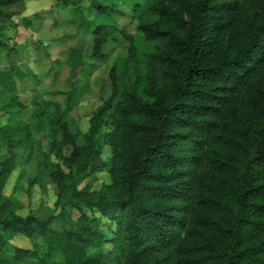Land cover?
<instances>
[{
	"label": "trees",
	"instance_id": "trees-1",
	"mask_svg": "<svg viewBox=\"0 0 264 264\" xmlns=\"http://www.w3.org/2000/svg\"><path fill=\"white\" fill-rule=\"evenodd\" d=\"M26 1L0 0V60L8 63H0L8 99L0 102V264H264V0H134L131 14L117 7L126 0H55L49 15L73 8L76 31L60 39L70 44L71 75L63 84L55 70L65 107L33 101L51 109L52 138L25 187L31 197L48 176L54 208L24 215L12 196L25 171L5 190L18 159L12 109L28 107L20 85L44 86L36 70L44 62L31 58L23 69L9 34L21 12L14 7ZM136 20L149 50L129 31ZM81 32L93 36L88 55L73 45ZM114 32L127 53L109 65V90L86 130L73 132L66 115L76 72L87 58H107ZM103 171L109 181L92 190ZM61 218L70 226L56 227ZM18 234L33 248L11 247Z\"/></svg>",
	"mask_w": 264,
	"mask_h": 264
},
{
	"label": "rangeland",
	"instance_id": "rangeland-1",
	"mask_svg": "<svg viewBox=\"0 0 264 264\" xmlns=\"http://www.w3.org/2000/svg\"><path fill=\"white\" fill-rule=\"evenodd\" d=\"M107 1L108 3L111 2L110 0H104V2ZM42 2L43 4H47L48 0H43ZM133 2L134 0H126V2L120 3V5L117 7L123 10L125 13L131 14V6ZM54 4L55 0L50 6L53 7ZM14 8L21 11L19 15L15 17V20L18 21V27H13L9 30V34L12 37L11 43L18 44V49L17 52L14 53V56L17 57V60L22 65L23 69H25L24 66L25 63H27V60L31 58L43 61V65L40 64V61L35 62L34 65H41L39 67H35L37 71L39 70L44 86L35 88L33 87L34 82L26 79L23 80L24 85L23 83L20 85L19 93L21 99L26 104H28V107L22 111H19V109L15 107L12 109L15 112L13 117L14 124L17 126V130L14 131L13 134L14 138L18 140L17 145L14 147V151L18 155V159L16 170L11 175L5 192L6 194L12 193V190L18 180L20 171L24 170V178L20 180L19 183H17L18 187L15 193H13L12 198L16 200L20 206L24 207L19 210V212L24 215H26L29 211H33L37 214H46L49 213L52 208H54L55 191L54 184L51 179L48 176H45L43 180L40 181V184L35 185L31 197H28L25 191V187L28 185L27 183L29 182V178L38 174V160L39 158L43 157V153L45 151L50 150V142L52 138L48 126V113L51 112V109L48 108L46 104L37 107L34 105L33 101L35 98H39L40 96L46 97L47 99L51 97L55 100L58 99L62 106H66L65 97L59 95L57 92V90L60 87L63 88V86L56 84L55 70L58 72L57 78H59L61 83L66 82L68 76L71 75L70 67L66 63L68 59L67 57L69 55L70 44L68 41H62L60 39L65 33H67L65 30V23L70 21L73 14V8L60 7L58 8L59 11L57 8H54L52 15H49L48 11H43V9L37 5L35 7L31 6V18L34 16V14L39 13L41 15L40 19L43 18L44 15L45 21L49 19L48 23H42L41 27H39L38 22H35L39 18L34 19L33 23L35 22V27L33 28H31V26L30 28L26 27L22 23V18L28 17L24 16V13L27 12L26 7L22 10V6L19 4ZM32 10L34 12H32ZM64 20L66 21L65 23ZM136 26L137 20L130 22L129 31L133 33L134 36H136L138 45L143 50H149V43L144 40L142 35L138 32ZM113 28H115V26H113L112 29ZM34 31L37 32L36 36L33 34ZM115 35L116 32L112 34L104 47V51L108 54L106 59L102 61H94L90 58H87L88 63L85 64L86 70L84 74L79 75L78 72H76V77L79 80V86L75 97V105L66 115L73 132L78 130H86L88 126V117L92 111L102 102L101 96L107 93V90H109V84H104L105 74L109 70V65L116 55L127 53L126 43L122 41V38H120L119 41H114L113 36ZM32 36H35V38ZM24 40L26 42L19 45V42H23ZM48 44H51L50 47H47ZM73 45L81 48L83 54L88 55L93 49V36L89 33L81 35L79 43L76 39ZM0 63H2L4 67L8 66L7 60L5 58H1ZM45 63L46 65L44 66ZM42 68L46 69L44 70V73L41 71ZM89 71L90 73L88 74ZM53 82L54 84H52ZM102 91L104 92L103 94ZM0 102L2 104L8 102L5 94H0ZM39 112L45 113L44 119L36 118V114ZM6 119L7 116L1 118L3 122H5ZM107 155H109V153L105 152V156ZM29 157L32 158L30 161H27V158ZM1 158L2 157L0 156V161ZM98 177L99 179L94 181L91 185L92 190L99 189L102 183L109 181V175L106 171L98 173ZM84 184L85 182L82 185ZM78 215L79 213L76 212L73 217L77 218ZM60 226L66 227L70 226V224L64 218H61L59 222L56 223V227L60 228ZM10 246H19L27 249L33 248V241L24 235L18 234L11 240ZM89 251L93 252V250Z\"/></svg>",
	"mask_w": 264,
	"mask_h": 264
},
{
	"label": "crops",
	"instance_id": "crops-1",
	"mask_svg": "<svg viewBox=\"0 0 264 264\" xmlns=\"http://www.w3.org/2000/svg\"><path fill=\"white\" fill-rule=\"evenodd\" d=\"M43 0H27L26 2H25V7H26V13H24V16H28V17H30V12H31V9H30V7L32 6V7H35L36 5L38 6V7H40L41 9H43V11H48V10H50V5H52V3H53V1L54 0H48V3L47 4H43V2H42ZM39 4H40V6H39ZM34 10V9H33ZM32 10V12H34ZM63 19V18H62ZM48 20L49 19H47L46 21H45V15L43 16V18H39L38 20H36L35 22H38V24H39V27H41V25H42V23H48ZM35 22L31 25V28H33V27H35ZM66 21L64 20V23H65ZM66 24V26H65V30H66V32L67 33H74L76 30H75V27L72 25V24H70L69 22H67V23H65ZM30 28V27H29ZM36 30V29H35ZM36 31H34L33 32V34L36 36ZM39 34V33H38ZM84 34H86V33H84V32H81V33H79L78 34V37H77V40H78V43H79V39H80V36L81 35H84ZM35 36L33 37V38H35ZM31 37V38H32ZM32 38V39H33ZM33 41V40H32ZM26 41L24 40L23 42H19V45L20 44H23V43H25ZM81 49V48H80Z\"/></svg>",
	"mask_w": 264,
	"mask_h": 264
}]
</instances>
